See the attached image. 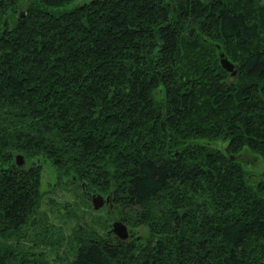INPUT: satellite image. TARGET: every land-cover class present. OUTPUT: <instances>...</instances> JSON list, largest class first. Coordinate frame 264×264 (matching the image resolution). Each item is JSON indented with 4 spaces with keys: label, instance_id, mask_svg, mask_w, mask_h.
Returning a JSON list of instances; mask_svg holds the SVG:
<instances>
[{
    "label": "trees",
    "instance_id": "16d2710c",
    "mask_svg": "<svg viewBox=\"0 0 264 264\" xmlns=\"http://www.w3.org/2000/svg\"><path fill=\"white\" fill-rule=\"evenodd\" d=\"M43 161L128 227L75 223L66 264H264V2L0 0V264L60 233Z\"/></svg>",
    "mask_w": 264,
    "mask_h": 264
},
{
    "label": "rangeland",
    "instance_id": "374dc122",
    "mask_svg": "<svg viewBox=\"0 0 264 264\" xmlns=\"http://www.w3.org/2000/svg\"><path fill=\"white\" fill-rule=\"evenodd\" d=\"M264 2V0H261ZM219 44L218 41H215ZM220 47V45L218 46ZM221 51H223L221 49ZM220 52V50L218 51ZM41 168V189L44 190L43 197L41 198L40 207L41 210L47 212V217H42V221L39 220L37 223L33 225L35 231L42 232L44 230H50L53 225L57 226L58 231L60 233L56 234L55 242L52 243H44L41 245V249L44 251V258L40 264H66L68 259L73 255V244L69 240V235L72 227L75 223L78 222H86L91 217L90 215H105L107 219H104L105 222L111 225V222L114 218H117L116 214L111 215L108 218L107 212L105 209L107 208V204L100 208H95L92 206V203H88V201L84 200L75 195V191L66 190L63 188L54 187L46 189L47 184L52 179V167L50 163L43 161ZM46 190V191H45ZM105 195V194H103ZM74 200L76 204H74ZM53 201V202H50ZM71 203H70V202ZM91 201V199L89 200ZM70 213V216H68ZM67 216L69 218H67ZM102 221L101 219H96ZM97 225V224H96ZM31 227H28L30 230ZM49 239L54 240V237L49 231ZM31 236V235H29ZM65 238V240L59 238Z\"/></svg>",
    "mask_w": 264,
    "mask_h": 264
},
{
    "label": "water",
    "instance_id": "95a60500",
    "mask_svg": "<svg viewBox=\"0 0 264 264\" xmlns=\"http://www.w3.org/2000/svg\"><path fill=\"white\" fill-rule=\"evenodd\" d=\"M216 44L219 46V44L216 42ZM219 59L221 64L228 70H230L231 73H234L236 71V68L234 66L233 61H231L225 52L220 51L219 52ZM163 125V120L161 121ZM15 161L18 164H22L24 162V155L22 152H16L15 153ZM110 195L109 193L106 195H103L101 192H93L91 194V202L94 207L101 206L105 201L109 200ZM110 229L116 233L117 235L121 237H125L128 234V227L127 224L120 218H114L111 222Z\"/></svg>",
    "mask_w": 264,
    "mask_h": 264
},
{
    "label": "flooded vegetation",
    "instance_id": "af4514ba",
    "mask_svg": "<svg viewBox=\"0 0 264 264\" xmlns=\"http://www.w3.org/2000/svg\"><path fill=\"white\" fill-rule=\"evenodd\" d=\"M106 202V201H105Z\"/></svg>",
    "mask_w": 264,
    "mask_h": 264
}]
</instances>
